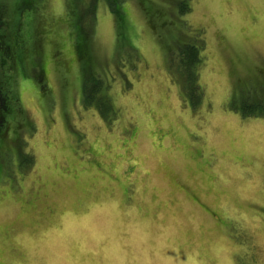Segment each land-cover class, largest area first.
<instances>
[{
  "label": "rangeland",
  "instance_id": "obj_1",
  "mask_svg": "<svg viewBox=\"0 0 264 264\" xmlns=\"http://www.w3.org/2000/svg\"><path fill=\"white\" fill-rule=\"evenodd\" d=\"M15 1L42 42L9 90L0 264H264V0H96L82 58L73 0Z\"/></svg>",
  "mask_w": 264,
  "mask_h": 264
},
{
  "label": "trees",
  "instance_id": "obj_2",
  "mask_svg": "<svg viewBox=\"0 0 264 264\" xmlns=\"http://www.w3.org/2000/svg\"><path fill=\"white\" fill-rule=\"evenodd\" d=\"M80 1H85L86 4L80 5ZM95 1L96 0H73L67 1L65 4V8L68 9L67 14L69 13L71 15L74 12H77V18L75 20L71 19V22L68 20L67 26L70 29L69 35L76 39V46L80 58L85 56L87 51L90 50L89 38L92 34L93 25L95 23L94 15L96 14ZM18 2L19 1L13 0L12 3L14 7L12 8L9 6L4 8V11L3 9L1 10V8L5 7V5L0 2V14L7 15L6 11H13L17 14L15 21L11 17L10 20H7L6 18L4 20H0V64L2 67H5V69H0V148L3 147L2 142H4V136L8 131L7 120L9 119L6 116L8 115L13 117L15 114L17 115L19 113L17 109L20 107L15 106V95L9 94V90L14 87L17 79L20 77V75H18L20 74L19 61L28 60L31 56L33 57L31 60L34 61V55L38 54V48L35 46L36 42H42L39 40L41 33L34 24L35 15L37 14L39 8H34L33 11L28 9V14L27 12H25V14L21 10ZM106 2L112 9L117 8V6L122 9L120 0H106ZM179 6L181 14L186 12V10L190 7L187 0H181L179 2ZM91 12L93 15H91ZM85 16L88 18L87 20L93 21L92 27H90V25L85 21ZM12 22H14V25L11 24ZM12 31H15V33L22 31L26 34L27 38L31 37L33 39L34 45L27 47V43H25L26 39L22 41L23 43L19 44L18 42L21 40L19 37L20 33L16 38H14V40L13 38H9L10 32ZM201 46L202 45L199 44L186 43L181 48L179 57V64L181 68L189 73L188 78L190 79V83L189 87H187L189 90L188 95L194 102L198 101V97L201 95V92L199 95L200 84L198 83L200 63L202 61V56L199 54ZM35 62H37V60ZM41 67V73H43L46 68L44 65H41ZM39 78L41 79L40 75ZM87 83L88 81H85L84 93L86 92V94H91L95 89V84H93L91 89L87 86ZM103 104V102H100L98 106L102 108Z\"/></svg>",
  "mask_w": 264,
  "mask_h": 264
}]
</instances>
